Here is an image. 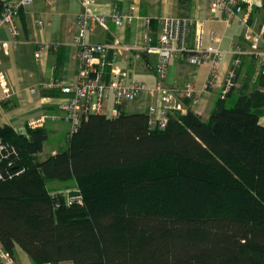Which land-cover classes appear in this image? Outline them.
Wrapping results in <instances>:
<instances>
[{
	"label": "trees",
	"instance_id": "1",
	"mask_svg": "<svg viewBox=\"0 0 264 264\" xmlns=\"http://www.w3.org/2000/svg\"><path fill=\"white\" fill-rule=\"evenodd\" d=\"M255 80L219 96L208 120L177 111L165 130L149 114L86 115L45 160L46 129L0 127L3 250L34 264H264V76ZM70 182L83 197L72 206L53 187Z\"/></svg>",
	"mask_w": 264,
	"mask_h": 264
},
{
	"label": "crops",
	"instance_id": "2",
	"mask_svg": "<svg viewBox=\"0 0 264 264\" xmlns=\"http://www.w3.org/2000/svg\"><path fill=\"white\" fill-rule=\"evenodd\" d=\"M8 1L19 3L22 0ZM244 8L249 12L250 25L259 30L264 24L263 1L252 0L251 6L245 5ZM89 9L108 18L115 13H133L135 16L131 24L122 26H117L110 18L108 28L94 25L88 33L87 42L90 44H108L119 40L124 47L115 62L112 57L109 59L110 63L105 68L106 82L111 81L112 70L118 69L126 74L130 82L139 81L156 87L159 82L156 72L158 55L150 50L158 45L161 22L164 19L185 18L194 25L203 23V44L215 45L225 53L216 87L204 88L210 72L208 62L193 65L180 59L170 64L166 83L173 87L193 85L199 100L189 108L182 102L183 113L191 109L204 120L210 118L233 65V47L240 45L257 50L246 41L247 27L240 22L226 24L224 13L215 8L210 0H190L187 5H182L180 0H92ZM84 11V0H33L21 8L18 36L13 35L8 25L0 27V127L10 126L20 134H27L31 120L48 117L44 126L40 127L49 133L41 160L68 147L72 127L67 120L65 105L69 97L61 90L49 89L47 85L53 80L63 85L77 82L82 62L76 39L79 17ZM39 21L43 25H39ZM213 32L216 34L215 41L211 36ZM4 43L8 46L4 47ZM194 44L195 29L190 46ZM256 72L254 60L246 57L233 95L245 86L252 89L256 83ZM157 101L158 95L144 92L136 101L125 104L121 114H149L151 106ZM114 109V99L110 98L104 103L102 115L115 118ZM261 124L264 126V117ZM25 256L27 254L18 247L13 257L14 264H25ZM0 264L8 263L0 257Z\"/></svg>",
	"mask_w": 264,
	"mask_h": 264
},
{
	"label": "built area",
	"instance_id": "3",
	"mask_svg": "<svg viewBox=\"0 0 264 264\" xmlns=\"http://www.w3.org/2000/svg\"><path fill=\"white\" fill-rule=\"evenodd\" d=\"M212 5L224 13L223 21L231 25L240 22L247 27L246 41L253 45L252 48L235 45L233 54L235 59L227 74L226 81L222 86L220 96L225 99L234 88L237 87L240 70L243 67V60L251 57L256 66V78L264 76V24L256 32L249 22V12H246L245 5L251 6L252 0H210ZM4 4V10L0 15V27L8 25L13 35L18 36V19L22 6L28 5L33 0H22L19 3H12L8 0H0ZM92 0H84L85 11L79 17V34L77 44L80 47L81 69L77 82L63 85L60 81L53 80L47 87L52 90H61L68 95L65 105L67 120L71 123L74 133L81 125L82 118L89 114H103L104 103L110 98L114 99V117L121 115L122 107L127 103L136 101L144 92H151L158 95V101L151 106L149 125L152 130H165L169 124L170 115L174 112H183L182 102L190 99L193 103L198 102V93L195 87L187 84L184 87L168 86L166 81L169 73V66L175 59L187 60L193 65H201L208 62L210 72L205 89L216 87L220 67L224 60L225 53L215 45L205 46L203 44L204 24L194 25L189 19H164L161 22V35L158 45L150 51L158 55L156 72L159 78L156 87H149L139 81H128L126 74L118 69L111 72L110 82L105 81V68L110 63V58L115 62L122 54L124 47L119 40L108 44H90L87 42L89 31L94 25L108 28L111 20L117 25L131 24L135 20L133 13H115L108 18L105 15L95 14L89 7ZM43 25L42 21L38 22ZM195 29V44L190 46L191 35ZM212 40L215 41L216 34L212 33ZM4 47L8 45L3 44ZM259 47V48H258ZM261 47V48H260ZM39 58V55L37 56ZM35 92V91H33ZM48 117L33 119L29 122L30 128L44 126ZM83 197L78 195L66 198L67 205L81 203ZM0 257L8 264L15 261L11 254L0 249Z\"/></svg>",
	"mask_w": 264,
	"mask_h": 264
},
{
	"label": "rangeland",
	"instance_id": "4",
	"mask_svg": "<svg viewBox=\"0 0 264 264\" xmlns=\"http://www.w3.org/2000/svg\"><path fill=\"white\" fill-rule=\"evenodd\" d=\"M256 32H258V30H255ZM54 187V192L56 193H63L65 195L66 198H71L74 197L76 195H78V189L75 183H66V184H55ZM25 264H34L31 260V258L27 255L25 256Z\"/></svg>",
	"mask_w": 264,
	"mask_h": 264
}]
</instances>
